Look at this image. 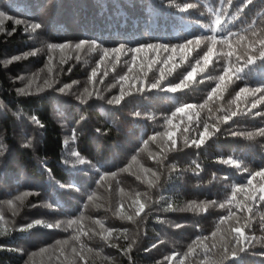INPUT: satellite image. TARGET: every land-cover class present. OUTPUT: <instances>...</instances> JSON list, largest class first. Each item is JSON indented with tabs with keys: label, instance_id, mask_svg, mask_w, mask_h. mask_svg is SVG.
Returning a JSON list of instances; mask_svg holds the SVG:
<instances>
[{
	"label": "trees",
	"instance_id": "trees-1",
	"mask_svg": "<svg viewBox=\"0 0 264 264\" xmlns=\"http://www.w3.org/2000/svg\"><path fill=\"white\" fill-rule=\"evenodd\" d=\"M0 11L34 19L50 44H90L48 52L56 78L86 93L21 94L9 73L45 51L28 50L23 24L0 32V264L63 243L66 264H264V0H0Z\"/></svg>",
	"mask_w": 264,
	"mask_h": 264
},
{
	"label": "rangeland",
	"instance_id": "rangeland-1",
	"mask_svg": "<svg viewBox=\"0 0 264 264\" xmlns=\"http://www.w3.org/2000/svg\"><path fill=\"white\" fill-rule=\"evenodd\" d=\"M10 14H14V13H10ZM8 20L11 21L12 25L16 24L15 23L16 20H20L21 21L20 24H23L25 28L30 24L36 23L34 19L32 20V18L28 19L26 17L18 16V15L10 17L9 15L4 14L3 17H0V29L3 30L5 28V23L8 22ZM26 32L30 36V40L32 42L31 44H33V46L29 47L28 50L35 49V50H41V52L45 51V56L43 55L44 57L43 62L40 61L41 63H38L37 66H34V65L25 66L23 70L18 71L14 75L9 73V81L14 83L13 87L15 88L16 92L19 93L17 91L18 89H25V92L38 90V89H41L43 92H45L46 90H52V91L55 90L58 93H61L60 96H66L70 98H72L71 96H73L76 92L80 94L82 92L86 93V91L84 92L85 88H83L82 85L77 80L70 81L69 83H61V81L56 78L58 76L57 71H55L56 70L55 65L57 62L54 60L53 62L50 63V60L48 58L49 57L48 52L50 50V53L51 52L55 53V50H60L61 52H68L74 55L75 53L81 52L85 47H87L90 44L86 43L83 46V48L77 49L75 45L78 44L82 40L72 39V40H69L63 43V45H66V47L64 48L49 49L47 45L50 43L45 41V38L42 34L41 29H38L35 32H32L31 30L26 31ZM44 47H45V50H42ZM57 54L58 53L54 54L55 58L59 56V54L58 55ZM21 55L22 54L19 52L7 54L3 57V62L4 64H9V61L11 62L13 61L12 57L21 56ZM65 86H68V87H65ZM61 88H64L65 91L60 92L59 89ZM72 88H74L73 92L70 91ZM56 95H59V94H56ZM65 138L68 139L67 135H65ZM141 168L147 169L146 167H141ZM143 176H144V180L147 183H152L153 179L151 176H149L146 173H143ZM133 200L136 201L137 199H133ZM138 209H139V204L136 207L135 212L133 214L126 215L125 218L130 219L132 215L136 214V211ZM64 245L65 243L61 245V248L59 249V251H57V249L56 251H54L52 248L48 250L45 247L42 250H38L36 252L30 253L29 259L27 260V264H66L67 262L65 260V256L70 255L71 250L69 248H66V250H64L63 249Z\"/></svg>",
	"mask_w": 264,
	"mask_h": 264
},
{
	"label": "snow or ice",
	"instance_id": "snow-or-ice-1",
	"mask_svg": "<svg viewBox=\"0 0 264 264\" xmlns=\"http://www.w3.org/2000/svg\"><path fill=\"white\" fill-rule=\"evenodd\" d=\"M251 2H252V0H247V3H251ZM3 16H4V12L0 11V17H3ZM15 23H16V24H20L21 21H20V20H16ZM40 28H41V24H40V23H35V24H30V25H28V26L25 28V31H29V30H31L32 32H35L36 30H38V29H40ZM0 31H2V29H0ZM86 43H89V42H88V41H83V40H82V41H80L78 44H76L75 47H76L77 49H81V48H83V46H84ZM90 43H91L92 45H95V41H92V42H90ZM188 43H191V41H189ZM261 43H264V41H262ZM47 47H48L49 49H55V48H64V47H66V45H63V44H48ZM123 47H124V46L121 45L120 48H114V49H112L111 51H113V52H119ZM152 47H154V46L149 44V45H144V46H141V47H138V48L131 49V51L139 52V51L142 50V48H152ZM165 47H166V46H165ZM181 47H183V46H181ZM108 51H109L108 49H105V50H104V54H105V56L108 54ZM34 54H35V53H25L24 55L27 56V55H34ZM262 55H264V53H262ZM211 58H212V51H211V49H209V51H208L207 53H205V56H204V61H205V63H207L209 60H211ZM19 59H21L20 56H14V57H12V60H19ZM10 62H11V61H9V63H10ZM196 71H197L196 69H193L192 72H189V73H188V78H191V77L195 74ZM94 75H95V71H93V76H94ZM220 79L223 80L224 77L222 76ZM65 87H68V86H65ZM152 87H153V88H156V87H158V85H157V84H153ZM171 90H172L173 92L176 91L175 88H173V89H171ZM17 91H18L19 93H21V94H25V89H18ZM59 91H60V92H64L65 89H64V88H61V89H59ZM245 91H247V90H246V89H241V92H245ZM257 91H259V89H257ZM112 102H113V101H109V103H112ZM116 102L119 103V100H117ZM177 111H178V112H183V111H184V108H178ZM232 115H235V113H233ZM33 119L35 120V118H33ZM226 119H227V117H226ZM35 122H36V123H39V121H35ZM205 134H207V133H205ZM259 134H260L261 136H264V128H262V129L259 130ZM234 135H235V133H234ZM247 135H248L249 137H251V136L253 135V133H247ZM30 144H31V140H29V141L27 142V145H30ZM0 147H2V145H0ZM0 155H2V153H0ZM72 156H74V157H78V154L75 153V152H73V153H72ZM78 162L81 163V164L84 163L83 160H79ZM255 175H256V176H264V171L257 172V173H255ZM248 183H251V180H249ZM17 199H19V197H17ZM260 199H261V200H264V196H261ZM213 203H214V202H213ZM29 227H31V226H29ZM236 232H238L241 236H243V232L241 231V229L237 228V229H236ZM241 251H243V249H241ZM233 255H235V252H233ZM223 259H225V257H221V259H220L219 261H217V264H222Z\"/></svg>",
	"mask_w": 264,
	"mask_h": 264
}]
</instances>
